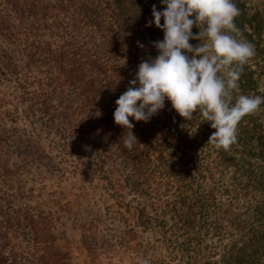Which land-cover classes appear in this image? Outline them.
<instances>
[{"label":"trees","instance_id":"obj_1","mask_svg":"<svg viewBox=\"0 0 264 264\" xmlns=\"http://www.w3.org/2000/svg\"><path fill=\"white\" fill-rule=\"evenodd\" d=\"M233 2L256 50L235 94L264 96V0ZM153 4L163 10L161 0H0V264H70L56 244L68 226L127 255L145 256V235L160 252L149 264H264V104L228 150L208 143L215 129L197 113L196 132L182 129L168 100L147 123L129 118L140 143L124 146L115 101L157 55ZM103 224L121 228L99 237Z\"/></svg>","mask_w":264,"mask_h":264},{"label":"clouds","instance_id":"obj_2","mask_svg":"<svg viewBox=\"0 0 264 264\" xmlns=\"http://www.w3.org/2000/svg\"><path fill=\"white\" fill-rule=\"evenodd\" d=\"M161 5L163 10L152 5V19L145 25L154 24L163 32L162 40L152 42L157 55L138 64L134 79L115 101L114 122L127 130L121 136L124 146L132 150L140 143L129 118L147 123L168 100L185 120L182 129L196 132L189 122L197 113L215 129L208 143L228 150L237 142L242 118L264 104L262 95L235 94L244 66L256 55L255 45L235 23L241 10L233 0H161Z\"/></svg>","mask_w":264,"mask_h":264},{"label":"rangeland","instance_id":"obj_3","mask_svg":"<svg viewBox=\"0 0 264 264\" xmlns=\"http://www.w3.org/2000/svg\"><path fill=\"white\" fill-rule=\"evenodd\" d=\"M120 228V225L119 227L117 225L113 229H115V231H118V229ZM109 229H112V227H108L106 226V224H103L95 232H97L99 237L104 234L110 235L115 232L114 230L111 231ZM82 233L83 230L81 228H78L76 226H68L65 229L66 240H58L56 242L61 251L68 254L70 264H140V262L142 261L141 258L143 257H145L149 262L155 259L154 255L156 254V251L153 252L148 248L149 246L147 243H149V240L145 235H142L137 240V242H139L138 247L142 246L140 248H143L147 245L144 249L146 254L145 256H143L141 252L138 254L137 251L136 252L138 255L124 254L122 249L118 245L116 246L111 241L109 236L104 237L102 240L98 239L99 241L97 242L103 243V246H105L107 250L110 249L109 252L103 251V248L100 245H94L90 247L81 239ZM108 240L111 241V243H109ZM88 248H90L91 250ZM159 253L160 252L158 251L156 255H158Z\"/></svg>","mask_w":264,"mask_h":264}]
</instances>
